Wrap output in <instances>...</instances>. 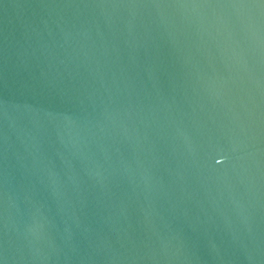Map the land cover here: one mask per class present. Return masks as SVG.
I'll return each instance as SVG.
<instances>
[{
  "label": "water",
  "instance_id": "1",
  "mask_svg": "<svg viewBox=\"0 0 264 264\" xmlns=\"http://www.w3.org/2000/svg\"><path fill=\"white\" fill-rule=\"evenodd\" d=\"M0 264H264V0H0Z\"/></svg>",
  "mask_w": 264,
  "mask_h": 264
}]
</instances>
